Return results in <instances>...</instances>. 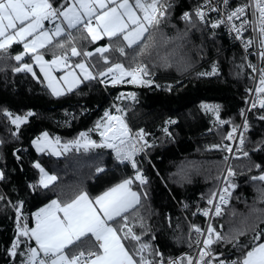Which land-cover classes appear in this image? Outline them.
<instances>
[{
  "label": "trees",
  "instance_id": "trees-1",
  "mask_svg": "<svg viewBox=\"0 0 264 264\" xmlns=\"http://www.w3.org/2000/svg\"><path fill=\"white\" fill-rule=\"evenodd\" d=\"M62 2L57 0L58 4ZM162 2L172 6L159 28L153 30L154 39L160 45L159 55L153 49L146 61L153 73L151 78L160 87L86 81L73 92L56 97L39 76L37 80L31 73H14L12 68L17 62L0 53V171L5 173V179L0 180V195L5 197L0 200V264H21L26 258L8 254L17 234L14 205L22 203V216L32 227L33 214L52 200L67 202L81 191L95 198L123 179L135 176L131 165L120 164L109 148L85 151L71 147L62 156H55L39 153L33 145L42 133L66 144L87 132L99 143L101 137L95 130L96 124L106 120L105 111L118 115L114 102L124 109L132 131L144 129L148 134L146 139L153 145L145 149L139 164L148 183L139 188L133 185L134 189L147 193L139 206L144 228L139 227L138 221L130 223H136L137 234L147 233L143 236L144 242L161 253L164 261L189 249L190 224L204 223L198 211L209 205L207 201L226 176L229 163L223 160L227 153L211 146L228 144L225 137L233 126L242 123L241 111H246L248 90L252 86L251 70L240 47L225 32L207 30L194 15L192 23L182 21L184 13L195 12L200 0ZM94 47L88 44L87 50ZM20 51L19 44L9 49L12 55ZM166 53H172L167 60ZM46 57L51 59L50 54ZM113 58L122 59L118 55ZM92 63L101 70L104 68L98 56ZM214 66L216 74L200 75L211 73ZM128 93H135L136 99L124 98L120 102L118 97ZM205 104L218 105L220 120L228 123L221 124L216 115L205 110ZM4 110L14 115L23 116L28 112L34 115L13 135L17 130L4 116ZM261 115L264 110L259 106L246 114L249 126L247 131L243 129V150L249 157L231 159L229 166L236 172L231 180L237 187L231 189L232 203L225 214L212 221L218 230L223 225V234L229 228H248L247 235L240 238L241 244L248 246L255 243L251 226L264 229L261 223L264 203L259 199L264 182L251 179L264 170V150H256L264 146ZM36 163L58 177L47 189L39 186L40 170L34 166ZM257 164L261 169L255 167ZM225 183L224 179V186ZM28 246L33 247V242L22 244L21 249ZM213 247L215 252L224 254L223 258L234 260L241 259L248 250L234 248L227 242Z\"/></svg>",
  "mask_w": 264,
  "mask_h": 264
},
{
  "label": "snow or ice",
  "instance_id": "snow-or-ice-1",
  "mask_svg": "<svg viewBox=\"0 0 264 264\" xmlns=\"http://www.w3.org/2000/svg\"><path fill=\"white\" fill-rule=\"evenodd\" d=\"M223 3L227 6L229 0H223ZM253 4L255 13L258 14V27L254 29L258 31V41L249 38L244 42V47L247 50L254 42H258V55L264 61V0H253ZM171 6L162 0H63L59 4L57 0H0V53L17 62L12 68L14 73H31L39 80L33 65L38 66L47 81V87L56 97L73 92L86 81H98L102 85L111 83L113 86L131 84L160 87L151 78L153 73L146 61L152 56L153 49L159 55L160 45L154 39L153 30L159 28ZM205 7L211 8V0H207L194 13H184L183 19L192 23L194 15L201 23H208ZM249 7L250 5L245 4L231 10L226 18L211 23V27L215 29L226 21L232 22L234 18L244 17L239 26L234 23L231 25L236 38L243 39V32L251 24L246 11ZM211 11L219 9L211 8ZM45 21L52 27H47ZM105 40L107 43H100ZM14 44L22 45V51L12 55L9 49ZM88 44L95 47L87 50ZM49 54L51 59H46ZM171 54L166 53L164 59L167 60V56ZM114 55L122 59H114ZM97 56L104 65L102 70L92 63ZM74 58L77 61L75 63ZM248 68L253 73H258L259 77L258 87L255 89L257 96L251 102V109L259 106L264 110V67L258 69L249 63ZM58 70L64 73L59 78L53 76V72ZM216 72L214 66L211 73L200 75H214ZM171 87L169 85L168 90ZM248 91L252 92L251 89ZM124 98L135 100L136 94L128 93ZM203 107L207 111L215 112L221 124L228 123L220 120L218 105L205 104ZM117 112L121 115H112L105 111L106 120L96 124L95 130L100 131L101 137L99 143L92 140L87 132L81 133L80 138L72 143L85 151L93 148L113 149L118 160L130 162L135 176L123 179L94 199L87 192L81 191L67 202L52 200L33 214L34 227H30L27 218L22 216V203L14 205L17 213V234L8 250L10 257H26L21 264H165L162 254L150 243L144 242L143 236L147 233L137 234L134 230L136 223H130L138 221L139 227L144 228L143 217L139 216V206L147 193L134 190L133 185L136 184L139 188L146 185L148 179L135 157L153 145L146 139L148 134L144 129L133 133L125 119L124 109L117 108ZM3 114L17 130L13 135H17L21 125L34 115L33 112L23 116L14 115L8 110H4ZM241 116L245 117L244 124L233 126L225 137L228 141L238 139L239 147L234 150L230 144L225 143L211 146V149L227 153L223 157L224 162H228L230 158L249 157V153L243 150L244 133L236 135L239 127L247 131L249 126L243 110ZM259 118L264 120V115ZM43 141L46 145L51 143L48 133L43 134ZM33 143L38 151L43 150L39 138ZM56 144H59L58 138ZM63 148L68 150L69 145L65 144ZM256 150H264V146ZM53 154L61 153L53 148ZM34 166L41 173L40 187L47 189L58 180L56 175L45 172L39 163ZM255 167L261 169L259 164ZM235 175L234 168L229 166L224 177L225 186L219 193H212V198L207 203L213 207L203 210L204 216L211 213L219 218L225 214L232 198L231 189L237 187L231 180ZM3 179L5 173L0 171V180ZM251 179L264 182V170ZM217 198L218 202L214 203ZM4 199L0 195V200ZM259 199L264 203V189L259 190ZM232 215H236L235 211ZM192 229L197 237H205L202 241L199 238L195 241L198 246L202 244L199 258L181 257L180 264H184L185 259L186 264H264V229L258 225L251 226L254 232L252 240L255 241L251 246L242 245L240 242V238L247 235L248 228H229L227 234L221 231L223 225L218 230L214 224H209L206 232L197 225H192ZM33 240L36 247L21 249L22 244L26 245ZM225 242L231 243L234 248L246 247L248 250L241 259L223 258L224 254L215 252L213 246ZM154 257L160 259L156 260ZM167 264H177V261L169 260Z\"/></svg>",
  "mask_w": 264,
  "mask_h": 264
},
{
  "label": "built area",
  "instance_id": "built-area-1",
  "mask_svg": "<svg viewBox=\"0 0 264 264\" xmlns=\"http://www.w3.org/2000/svg\"><path fill=\"white\" fill-rule=\"evenodd\" d=\"M206 3H207V0H200V4L198 7H201L202 5H205ZM245 4L250 5V7L246 11H247V19L249 21H251V24L249 26H247V30L243 32V39H237L236 38V33L231 30V25L234 23L237 26H239L241 23V20L244 19V17H241V19H235L234 18L232 22L226 21L224 24H221L218 28H215V29H213L211 27V23L216 22L219 19L226 18V15L231 10H234L235 8L240 7L242 5H245ZM211 8H217V9H219V11H211ZM211 8H209V7L204 8L208 23H201L198 19L197 20L203 26H205L207 28V30L219 29V30H222L223 32H225L228 35V37H230L235 42V44L240 47V49L242 50V52L245 55L247 65L249 63H251L252 65H255L258 69L261 67H264V61H262L258 55V52L260 50L258 42H254L252 44V46L249 47L247 50H245V47H244V42L247 41L249 38H252L254 41H258V31L254 30V29H257V27H258V24H257V15L258 14L255 13L253 0H244L243 2H241V0H229V4L227 6L224 5L223 0H211ZM183 16H184V14H183ZM183 16H182V21L186 22V20L183 19ZM49 27H52V25H49ZM250 79L252 80V86L250 88L252 90V92L248 91V104H247L248 109L251 107V102L256 100L257 94L255 92V89L258 87V83H259L258 73H253L252 71H250ZM119 99H120V102H122L124 99V96H121ZM114 104H115L116 109L119 108V105L116 102H114ZM118 114H120V112H118ZM243 124L244 123L242 122V124L240 126H242ZM240 132H243L242 127L238 128L236 135L239 136ZM226 142L228 144H230L234 150L236 149L237 146H239V140L238 139H236V144L234 142L228 141V140H226ZM109 149L112 151V154L114 155V157L116 158V160L120 164H130V162H128V161L122 162V161L118 160L116 157L115 151L111 148H109ZM144 152L138 153L135 157V159L138 162V165L140 164V158H141L142 154H144ZM223 187H224V178L222 179L221 183L219 184L218 188L216 189V193H219L223 189ZM217 202H218V198L214 201V203H217ZM231 203H232V198L229 202V205L225 209V211L230 207ZM212 207H213V205H208L207 207L200 209L198 211V216L204 220L203 224H190V240H189V243L191 244V247H189V249L186 252H183L178 256L167 259L165 261V264H167V262L169 260H176L177 264H180V258L181 257H185V258L193 257L196 259L199 258V253H200L202 244L198 246V245H196L195 241L197 238H199L202 241L205 237L204 236L197 237V234L192 229V225H197V226L201 227L206 232L208 225L212 224V221L216 217L214 215H212L211 213L207 217L204 216L203 210L211 209ZM228 259L234 260L232 258H228ZM184 264H186V259H185Z\"/></svg>",
  "mask_w": 264,
  "mask_h": 264
},
{
  "label": "rangeland",
  "instance_id": "rangeland-1",
  "mask_svg": "<svg viewBox=\"0 0 264 264\" xmlns=\"http://www.w3.org/2000/svg\"><path fill=\"white\" fill-rule=\"evenodd\" d=\"M46 25V24H45ZM47 59V58H46ZM75 62H77L76 60H74L73 61V63H75ZM251 109V107L248 109V107L246 108V111H244L245 112V116H246V114H247V112L249 111ZM210 112H212L214 115H216L217 116V114L215 113V112H213V111H210ZM118 115H121V114H118ZM244 119H245V117L243 116V120H242V122H244ZM242 124V123H241ZM240 124V125H241ZM97 132H98V134L100 135V131L99 130H97ZM43 134L44 133H42L41 135H40V137H39V139H40V141H41V146H42V148H43V150L42 151H39V153H43V152H45L46 151V149H48V152L47 153H49L50 152V154H53V148H55V150L56 151H59L61 154L60 155H57V156H62L67 150H65L64 148H63V145H65V144H61V143H59V144H56V140H54L49 134H48V139H49V141L51 142L50 144H45V142L43 141ZM91 138V137H90ZM92 139V138H91ZM37 139H35V141H36ZM93 140V139H92ZM0 143H1V139H0ZM34 144V143H33ZM67 145H69V149L72 147V148H77L73 143H66ZM34 147L37 149V146L34 144ZM237 147H239V146H237ZM236 147V148H237ZM68 149V150H69ZM81 149H82V147H81ZM54 155V154H53ZM42 167V166H41ZM229 167V166H228ZM43 168V167H42ZM44 170H45V172H47L48 174H50V175H52L48 170H46L45 168H44ZM40 176H41V173H40ZM189 229H190V227H189ZM189 240H190V236H189ZM191 253V252H190ZM185 262V261H184Z\"/></svg>",
  "mask_w": 264,
  "mask_h": 264
},
{
  "label": "crops",
  "instance_id": "crops-1",
  "mask_svg": "<svg viewBox=\"0 0 264 264\" xmlns=\"http://www.w3.org/2000/svg\"><path fill=\"white\" fill-rule=\"evenodd\" d=\"M45 24H46V26L47 27H49V25H51V24H49L47 21H45ZM47 58V57H46ZM48 59V58H47ZM33 67H34V71L37 73V76H39L44 82H45V84L47 85V81L46 80H44V77H43V73H41L40 72V70H39V67L38 66H36V65H33ZM64 73H63V71H61V70H58V71H54L53 72V76H55V77H57V78H59L60 76H62ZM61 84L63 85V82H61ZM129 85V84H128ZM65 88H66V85H63ZM49 89V88H48ZM50 91H51V89H49ZM40 137V136H39ZM38 137V138H39ZM38 138H36V139H38ZM35 141V140H34ZM34 145V144H33ZM36 149V148H35ZM36 151H38L37 149H36ZM46 151L48 152V149H46ZM45 151V152H46ZM39 152V151H38ZM50 153V152H49ZM55 156H57V155H55ZM51 186V185H50ZM134 189V188H133ZM134 190H136V189H134ZM103 194V193H102ZM101 195V194H100ZM89 197L90 198H92L90 195H89ZM94 199V198H93ZM143 199H144V197L142 198V201H143ZM45 207V206H44ZM35 226V221H34V224H33V226L32 227H34ZM33 242V247H36V244H35V241L33 240L32 241Z\"/></svg>",
  "mask_w": 264,
  "mask_h": 264
},
{
  "label": "bare ground",
  "instance_id": "bare-ground-1",
  "mask_svg": "<svg viewBox=\"0 0 264 264\" xmlns=\"http://www.w3.org/2000/svg\"><path fill=\"white\" fill-rule=\"evenodd\" d=\"M133 133H135V132H133ZM232 142H234L236 144V139L232 140ZM230 162H231V158L229 159V164H230ZM189 236H190V229H189Z\"/></svg>",
  "mask_w": 264,
  "mask_h": 264
},
{
  "label": "water",
  "instance_id": "water-1",
  "mask_svg": "<svg viewBox=\"0 0 264 264\" xmlns=\"http://www.w3.org/2000/svg\"><path fill=\"white\" fill-rule=\"evenodd\" d=\"M243 123H244V122H243ZM228 166H229V163L227 164L226 170H227Z\"/></svg>",
  "mask_w": 264,
  "mask_h": 264
}]
</instances>
